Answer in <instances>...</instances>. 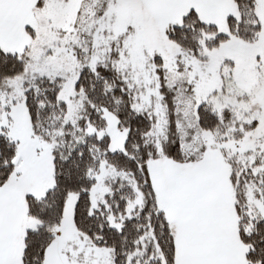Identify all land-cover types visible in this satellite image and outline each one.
Segmentation results:
<instances>
[{"label":"snow or ice","instance_id":"snow-or-ice-1","mask_svg":"<svg viewBox=\"0 0 264 264\" xmlns=\"http://www.w3.org/2000/svg\"><path fill=\"white\" fill-rule=\"evenodd\" d=\"M0 264H264V0H0Z\"/></svg>","mask_w":264,"mask_h":264}]
</instances>
